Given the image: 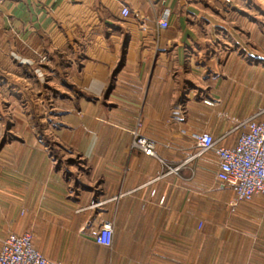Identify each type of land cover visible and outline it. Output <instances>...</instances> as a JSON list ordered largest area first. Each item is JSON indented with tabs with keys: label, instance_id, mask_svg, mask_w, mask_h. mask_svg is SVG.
<instances>
[{
	"label": "crops",
	"instance_id": "crops-1",
	"mask_svg": "<svg viewBox=\"0 0 264 264\" xmlns=\"http://www.w3.org/2000/svg\"><path fill=\"white\" fill-rule=\"evenodd\" d=\"M0 22V251L33 233L50 264H264V194L231 207L196 156L261 120L264 0H25Z\"/></svg>",
	"mask_w": 264,
	"mask_h": 264
},
{
	"label": "built area",
	"instance_id": "built-area-1",
	"mask_svg": "<svg viewBox=\"0 0 264 264\" xmlns=\"http://www.w3.org/2000/svg\"><path fill=\"white\" fill-rule=\"evenodd\" d=\"M25 0H0V8L7 3L18 4ZM231 0H226L230 3ZM123 17L131 15L127 7L122 9ZM170 11L166 10L157 23V32L165 31L170 27L168 17ZM45 60V59H44ZM257 117L247 119L236 129H242L238 144L231 148L218 144V141L209 134L196 137L198 149L197 157L214 152L219 158L218 181L232 188L236 193V202H250L254 197L264 194V111ZM133 149L142 151L147 156L157 157L156 143L138 132H133ZM114 239V226L104 223L95 236L96 242L104 247L111 248ZM34 234L9 235L2 243L0 251V264H50L49 260L38 252L34 246Z\"/></svg>",
	"mask_w": 264,
	"mask_h": 264
},
{
	"label": "rangeland",
	"instance_id": "rangeland-1",
	"mask_svg": "<svg viewBox=\"0 0 264 264\" xmlns=\"http://www.w3.org/2000/svg\"><path fill=\"white\" fill-rule=\"evenodd\" d=\"M5 28L4 24L0 22V51H2L5 48L6 38H5Z\"/></svg>",
	"mask_w": 264,
	"mask_h": 264
}]
</instances>
